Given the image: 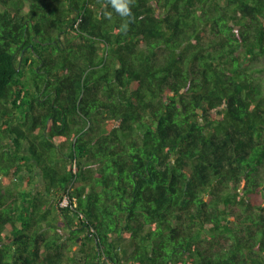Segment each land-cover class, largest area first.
I'll return each mask as SVG.
<instances>
[{
	"label": "trees",
	"instance_id": "1",
	"mask_svg": "<svg viewBox=\"0 0 264 264\" xmlns=\"http://www.w3.org/2000/svg\"><path fill=\"white\" fill-rule=\"evenodd\" d=\"M131 9L0 0V264H264V0Z\"/></svg>",
	"mask_w": 264,
	"mask_h": 264
},
{
	"label": "clouds",
	"instance_id": "2",
	"mask_svg": "<svg viewBox=\"0 0 264 264\" xmlns=\"http://www.w3.org/2000/svg\"><path fill=\"white\" fill-rule=\"evenodd\" d=\"M111 6L121 17H129L132 14L131 0H111ZM104 14L111 16V12Z\"/></svg>",
	"mask_w": 264,
	"mask_h": 264
},
{
	"label": "rangeland",
	"instance_id": "3",
	"mask_svg": "<svg viewBox=\"0 0 264 264\" xmlns=\"http://www.w3.org/2000/svg\"><path fill=\"white\" fill-rule=\"evenodd\" d=\"M254 68H255V76L258 78H261V84H262V88L264 89V59H259L258 61L255 62L254 64ZM0 180H2L4 182V184H9L11 182V180L8 179H4L2 177H0ZM22 186H27L26 184H22Z\"/></svg>",
	"mask_w": 264,
	"mask_h": 264
},
{
	"label": "built area",
	"instance_id": "4",
	"mask_svg": "<svg viewBox=\"0 0 264 264\" xmlns=\"http://www.w3.org/2000/svg\"><path fill=\"white\" fill-rule=\"evenodd\" d=\"M60 206L74 208L77 206V203L76 200L71 199L69 195H64L60 201Z\"/></svg>",
	"mask_w": 264,
	"mask_h": 264
},
{
	"label": "bare ground",
	"instance_id": "5",
	"mask_svg": "<svg viewBox=\"0 0 264 264\" xmlns=\"http://www.w3.org/2000/svg\"><path fill=\"white\" fill-rule=\"evenodd\" d=\"M66 208V207H65Z\"/></svg>",
	"mask_w": 264,
	"mask_h": 264
}]
</instances>
